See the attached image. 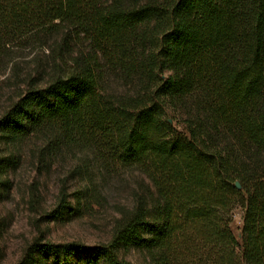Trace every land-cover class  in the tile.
<instances>
[{"label": "trees", "instance_id": "obj_1", "mask_svg": "<svg viewBox=\"0 0 264 264\" xmlns=\"http://www.w3.org/2000/svg\"><path fill=\"white\" fill-rule=\"evenodd\" d=\"M59 30L66 45L82 34L131 92L102 91L95 52L79 53L14 103L0 130L82 143L139 169L158 200L150 216L137 205L108 244L32 250L64 264L79 254L83 264H132L118 246L144 250L147 264H264V168L221 146L228 137L264 151V0H0L1 44ZM68 209L62 196L52 214Z\"/></svg>", "mask_w": 264, "mask_h": 264}, {"label": "rangeland", "instance_id": "obj_2", "mask_svg": "<svg viewBox=\"0 0 264 264\" xmlns=\"http://www.w3.org/2000/svg\"><path fill=\"white\" fill-rule=\"evenodd\" d=\"M62 33L56 31L45 41L24 35L0 43V120L29 90L45 87L58 73L57 67L65 70V63L79 53L95 52L102 91L116 96L131 92V86L106 67L82 34L66 45ZM221 146L245 160L244 165L264 168V151L234 144L228 137ZM62 196L69 209L55 216L52 212ZM157 200L155 187L139 169L103 162L82 143L35 128L20 134L0 130V264H64L36 253L33 247L108 244L137 205L148 209L150 216ZM243 213L240 206L232 211L230 227L237 238ZM116 253L132 264L148 263L139 248L118 246ZM84 255L71 263L83 264Z\"/></svg>", "mask_w": 264, "mask_h": 264}, {"label": "water", "instance_id": "obj_3", "mask_svg": "<svg viewBox=\"0 0 264 264\" xmlns=\"http://www.w3.org/2000/svg\"><path fill=\"white\" fill-rule=\"evenodd\" d=\"M235 186H236L237 188H239V185H238L237 183L235 184Z\"/></svg>", "mask_w": 264, "mask_h": 264}]
</instances>
